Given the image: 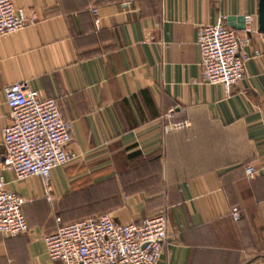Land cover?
<instances>
[{"label":"crops","instance_id":"1","mask_svg":"<svg viewBox=\"0 0 264 264\" xmlns=\"http://www.w3.org/2000/svg\"><path fill=\"white\" fill-rule=\"evenodd\" d=\"M11 1L36 18L0 37V175L25 199L28 230L0 235V264H62L44 236L59 222L102 213L133 224L163 213L157 264H264L259 0ZM246 15L255 17L249 34ZM220 19L249 37L244 50L260 52L230 88L203 82L196 44L197 27ZM24 80L72 124L67 148L77 158L52 170L50 200L40 177L18 180L1 169L10 123L4 87ZM180 121L187 125L164 132Z\"/></svg>","mask_w":264,"mask_h":264},{"label":"built area","instance_id":"2","mask_svg":"<svg viewBox=\"0 0 264 264\" xmlns=\"http://www.w3.org/2000/svg\"><path fill=\"white\" fill-rule=\"evenodd\" d=\"M95 25L99 24L97 8H92ZM33 12L15 7L11 0H0V37L17 32L35 21ZM253 15L244 17V31L253 30ZM246 35L238 38L223 19L197 27L196 44L200 55L203 82L230 88L245 75L249 59L260 55L247 52ZM10 123L2 130L4 155L2 170H10L16 179L38 176L47 199H51L52 170L77 158L68 150L72 124L62 118L53 98H40L38 90L27 81H16L4 87ZM173 111L167 118L173 117ZM187 122H168L164 132L184 128ZM248 178L255 175L251 164L244 167ZM25 199L10 191L0 175V235L16 236L28 230L22 213ZM235 221L241 218L238 207L229 212ZM167 237V220L163 213L144 218L139 224L120 223L111 214L102 213L67 223L44 236L47 253L62 264H157Z\"/></svg>","mask_w":264,"mask_h":264},{"label":"water","instance_id":"3","mask_svg":"<svg viewBox=\"0 0 264 264\" xmlns=\"http://www.w3.org/2000/svg\"><path fill=\"white\" fill-rule=\"evenodd\" d=\"M242 19H244V18H242ZM258 24H259V28L264 31V0H259ZM243 26L244 25H242V27Z\"/></svg>","mask_w":264,"mask_h":264}]
</instances>
